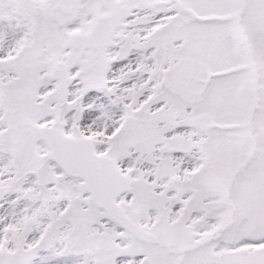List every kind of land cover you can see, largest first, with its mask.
Here are the masks:
<instances>
[{
	"label": "snow or ice",
	"instance_id": "6c2138e0",
	"mask_svg": "<svg viewBox=\"0 0 264 264\" xmlns=\"http://www.w3.org/2000/svg\"><path fill=\"white\" fill-rule=\"evenodd\" d=\"M0 264H264V0H0Z\"/></svg>",
	"mask_w": 264,
	"mask_h": 264
}]
</instances>
